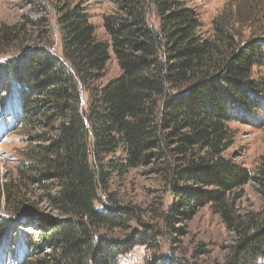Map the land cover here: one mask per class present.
I'll list each match as a JSON object with an SVG mask.
<instances>
[{"label": "trees", "instance_id": "obj_1", "mask_svg": "<svg viewBox=\"0 0 264 264\" xmlns=\"http://www.w3.org/2000/svg\"><path fill=\"white\" fill-rule=\"evenodd\" d=\"M116 2V10L104 15L111 44L97 38L82 5L66 3L58 17L63 59L36 47L27 53L23 69L15 59L0 69V77L16 85L25 120L41 116L57 123V135L35 168L54 175V200L72 217L49 225L50 240L61 246L64 264H119L132 243L109 238L94 243L92 225L120 227L131 210L94 208L106 173L93 159L120 151L125 160L111 158L108 165L126 169L173 151L172 141L183 153L181 162L170 164L179 198L174 211L186 215L213 203L237 234L223 264L264 263V155L255 170L223 155L234 114L248 113L264 98V82L253 78L262 44L249 41L237 49L221 20L215 37L202 36L197 12L183 0H153L158 25L148 20L147 0ZM110 48L121 73L100 88H89L90 103L83 109L80 85L90 86L104 73ZM251 181L262 208L243 216L235 213L231 194ZM133 241L137 245L142 236Z\"/></svg>", "mask_w": 264, "mask_h": 264}, {"label": "rangeland", "instance_id": "obj_2", "mask_svg": "<svg viewBox=\"0 0 264 264\" xmlns=\"http://www.w3.org/2000/svg\"><path fill=\"white\" fill-rule=\"evenodd\" d=\"M183 1L197 12L202 36L215 37V25L221 20L237 49L249 41L262 44L263 57L253 68V78L264 82V0ZM66 3L82 5L97 38L111 44L104 15L116 10V0H0V36L6 42L0 40V69L10 59L23 69L27 53L36 47L62 60L63 34L58 17ZM147 16L149 22L159 24L153 0H147ZM3 49L9 51L3 53ZM110 53L104 73L90 86L80 85L83 109L89 106L91 88H100L121 73L112 48ZM10 83L0 77V85L8 87L6 92L0 89V264H64L61 246L49 238V225L72 215L54 200V175L35 168L40 163L39 154L47 151L57 135V123L41 116L25 120L19 96L12 87L16 85ZM229 126V147L223 155L255 170L264 155V98L248 113L237 111ZM171 142L169 148L173 151L155 154L149 161L126 169L108 165L111 158L125 160L120 151L93 159L95 166L101 165L106 173L99 181L94 208L102 211L120 206L131 210L130 219L120 227L100 222L92 225L94 243L98 238L132 243V248L119 256V264H223L237 238L213 203H203L186 215L174 211L179 198L170 168L181 162L183 153L176 152ZM231 196L237 214L244 216L262 208V198L253 181ZM137 236H142V241L135 245L133 239Z\"/></svg>", "mask_w": 264, "mask_h": 264}]
</instances>
